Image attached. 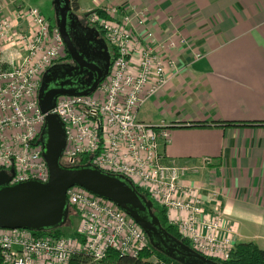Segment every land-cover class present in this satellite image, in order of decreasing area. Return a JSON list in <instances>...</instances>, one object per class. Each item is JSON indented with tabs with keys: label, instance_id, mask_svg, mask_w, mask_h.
<instances>
[{
	"label": "built area",
	"instance_id": "built-area-1",
	"mask_svg": "<svg viewBox=\"0 0 264 264\" xmlns=\"http://www.w3.org/2000/svg\"><path fill=\"white\" fill-rule=\"evenodd\" d=\"M3 6V5H1ZM0 11V171L15 174L11 185L49 180L40 135L46 115L39 106L42 76L67 54L59 29L37 8ZM115 51L109 75L87 96H61L51 113L65 125L63 159L87 163L124 175L165 210L168 224L190 241L194 250L219 262L231 259L238 238L221 207L219 189L206 201L191 173L212 164L178 163L160 150L170 143L169 128L138 118V111L162 92L185 67L171 54L175 42L160 40L149 27L147 9L110 6L86 15ZM178 41L193 47L184 36ZM195 52V51H194ZM203 57L195 52L193 60ZM79 217L76 237L37 239L28 229L0 228V264H69L73 258L104 261L110 251L138 259L149 247L143 229L110 200L81 187L67 193Z\"/></svg>",
	"mask_w": 264,
	"mask_h": 264
},
{
	"label": "crops",
	"instance_id": "crops-1",
	"mask_svg": "<svg viewBox=\"0 0 264 264\" xmlns=\"http://www.w3.org/2000/svg\"><path fill=\"white\" fill-rule=\"evenodd\" d=\"M25 1L11 2L26 8ZM77 2L81 16L110 6L147 9L156 36L175 42L171 54L185 69L140 108L138 118L169 128L170 143L160 141L167 158L192 165L212 159L187 183L201 188L206 210L209 191L219 189L237 242L264 250V0ZM181 35L193 47L180 43ZM194 51L203 57L193 60Z\"/></svg>",
	"mask_w": 264,
	"mask_h": 264
},
{
	"label": "water",
	"instance_id": "water-1",
	"mask_svg": "<svg viewBox=\"0 0 264 264\" xmlns=\"http://www.w3.org/2000/svg\"><path fill=\"white\" fill-rule=\"evenodd\" d=\"M52 6L70 63L50 67L42 76L38 94L46 115L40 142L50 176L46 183L30 180L11 185L14 169L0 171V228L42 232L66 226L71 215L68 190L81 187L118 206L143 229L151 246L167 257L182 264H220L169 233L155 214L153 201L124 175L104 172L91 163H62L65 125L51 111L61 96L91 95L109 75L112 60L101 32L82 23L87 17L79 15L75 2L52 0Z\"/></svg>",
	"mask_w": 264,
	"mask_h": 264
},
{
	"label": "trees",
	"instance_id": "trees-1",
	"mask_svg": "<svg viewBox=\"0 0 264 264\" xmlns=\"http://www.w3.org/2000/svg\"><path fill=\"white\" fill-rule=\"evenodd\" d=\"M75 5L78 6L77 0H74ZM54 25V24H53ZM112 61L115 57V51H112ZM227 125H235L234 123H227ZM89 157H85L81 159L78 164L79 165H85L89 161ZM138 191L144 195L147 196L148 199L150 197L146 193V191L136 187ZM155 211V214L160 219L162 225L164 228L171 233L172 235L176 236L179 239H182L185 244L193 248L190 241L187 239H184L177 231L176 228L168 224V219L165 213L164 209H161L160 211ZM77 213L75 210L72 209V213L69 217L68 224L63 227H55L49 230H45L42 232H34V236L37 239H60L63 237H77L79 236L78 233H72V235H69L65 233L64 229H66L72 220V217L76 216ZM194 249V248H193ZM1 261V260H0ZM215 262H218L220 264H264V250H261L257 245L253 243H238L236 245L235 251L231 257V259L227 262H219L216 260H213ZM87 260L84 258H73L69 264H86ZM102 264H182L178 261H175L163 253L157 251L154 249L151 244L149 243L148 249L141 255L138 259H132L129 257H122L120 254L116 251H110L107 258L102 261Z\"/></svg>",
	"mask_w": 264,
	"mask_h": 264
},
{
	"label": "rangeland",
	"instance_id": "rangeland-1",
	"mask_svg": "<svg viewBox=\"0 0 264 264\" xmlns=\"http://www.w3.org/2000/svg\"><path fill=\"white\" fill-rule=\"evenodd\" d=\"M12 0H7V5L10 4V6L13 4L14 5V9L18 7L19 3L17 2H11ZM1 3V2H0ZM4 6H0V11H1V14L3 16H9L10 17V14L7 12L8 10H11L9 9V7ZM7 7V8H6ZM25 7L26 8H37L41 14L46 18L48 19L52 24L55 25V21L53 20V6H52V0H26L25 1ZM62 163L64 165H68L69 164V160H67L66 158L62 159ZM162 209V207L154 202V210L156 211H160ZM71 213H72V210H71ZM72 223L69 224V226L64 229L65 233L69 234V235H72V233H77V230H78V225H79V217H72V220H71ZM70 238H72V236H70ZM83 258V257H82ZM87 260L86 264H102V262H94L92 261L91 259H87V258H84Z\"/></svg>",
	"mask_w": 264,
	"mask_h": 264
},
{
	"label": "flooded vegetation",
	"instance_id": "flooded-vegetation-1",
	"mask_svg": "<svg viewBox=\"0 0 264 264\" xmlns=\"http://www.w3.org/2000/svg\"><path fill=\"white\" fill-rule=\"evenodd\" d=\"M72 2H74V0H72ZM53 15H54V11H53ZM80 15V14H79ZM53 20L55 21V18H54V16H53ZM82 23L84 24V25H86V26H90V24H89V22H88V20L87 19H82ZM111 54V53H110ZM66 56L67 57H65V59L64 60H60V61H57V62H55L53 65H60V64H68V63H70V58H69V56H68V54H66ZM111 60H112V56H111ZM52 65V66H53Z\"/></svg>",
	"mask_w": 264,
	"mask_h": 264
},
{
	"label": "bare ground",
	"instance_id": "bare-ground-1",
	"mask_svg": "<svg viewBox=\"0 0 264 264\" xmlns=\"http://www.w3.org/2000/svg\"><path fill=\"white\" fill-rule=\"evenodd\" d=\"M87 19V18H86Z\"/></svg>",
	"mask_w": 264,
	"mask_h": 264
}]
</instances>
